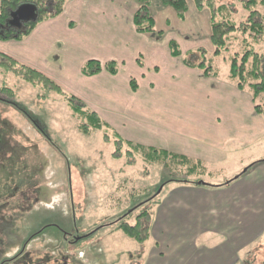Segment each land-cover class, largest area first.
<instances>
[{
    "label": "rangeland",
    "instance_id": "1",
    "mask_svg": "<svg viewBox=\"0 0 264 264\" xmlns=\"http://www.w3.org/2000/svg\"><path fill=\"white\" fill-rule=\"evenodd\" d=\"M97 1H101L99 5L117 8L113 21L106 13L95 32L89 26L86 30L92 33V38L100 34L102 39L105 34H111L119 39L120 45L124 42L125 62L116 61L124 72L135 76L140 63L148 79L147 52L137 55V64L129 59L138 42L157 39L166 46L171 40L177 45L179 55L175 64L201 62L204 67L217 71L218 80H209L214 86L216 81L233 85L228 78L229 57L238 54L240 58L246 49L262 54L264 74V36H257V40L243 39V35L235 33L220 55L215 54L211 40L212 13L217 22L224 20L238 25L247 20L250 10H255L254 20L258 21L260 16L264 18V0H252L248 7V0H213L214 9L208 7L205 0L202 7H197L194 0H186L188 9L183 19L171 6L150 0L146 6L154 24L153 31L148 32L134 30V14L140 7L138 0H80L78 5L87 8ZM221 4L228 7L229 15L224 16L219 11ZM58 16L38 22L52 21ZM1 33L8 32L0 27L1 54L20 64L21 60L30 59L34 44L31 34L16 36L17 31L11 30V35L4 37ZM80 47L82 52L96 54H103L105 49L103 46ZM60 51L62 58L69 50L62 45ZM53 59L59 62L60 55L55 54ZM197 69L188 70L181 64V68L174 70L177 83L184 89L175 85L179 88L171 94L172 101H196V94L207 83L201 84ZM41 73L53 80L64 94L42 82L27 81L0 57V88L12 90L11 94L0 91V260L12 255L21 242L27 240L23 253L5 264H138L150 242L146 238L138 241L128 237L119 224L135 225L137 216L146 211L140 221L141 227L148 226L156 203L171 191L177 182L174 180L184 177L181 169L173 160L167 167L159 161L149 164L140 151L126 144L127 140L131 141L126 137L131 138L133 134L144 138L152 134L132 129L120 118L112 121L108 109H102V117L85 105L82 109L94 111L103 124L101 129L87 126V132H83L80 126L88 124L87 119L74 113L68 99L73 93L65 82L72 79L66 75ZM248 90L245 94L253 103ZM156 100L163 102L165 98ZM256 102L263 108L264 118V94ZM120 138L122 143L117 142ZM153 142L156 145L147 147L163 149L161 142ZM239 163V158L227 160L221 166L202 172L201 179L213 184L223 181L244 168ZM125 213L128 215L123 217ZM34 233L33 238L29 237Z\"/></svg>",
    "mask_w": 264,
    "mask_h": 264
},
{
    "label": "crops",
    "instance_id": "2",
    "mask_svg": "<svg viewBox=\"0 0 264 264\" xmlns=\"http://www.w3.org/2000/svg\"><path fill=\"white\" fill-rule=\"evenodd\" d=\"M79 1L67 0L57 19L35 23L28 33L34 43L32 55L21 64L47 75L69 76L68 89L97 114L104 117L103 110L108 109L112 121L120 118L132 129L152 134L126 137L133 143L147 146L159 141L164 150L200 161L206 169L235 158L244 167L214 184L174 180L171 191L154 207L147 226L149 247L138 264H264V118L248 101L246 90L224 81L214 86L209 80H218L219 75L207 76L184 61L175 64L172 40L167 46L157 39L138 42L129 60L137 64V55L147 52L148 79L140 63L135 76L122 71L116 61L125 62L124 42L120 45L111 34L92 38L86 30L89 26L95 32L106 13L113 21L117 8L99 5L101 1L81 8ZM62 45L69 51L61 58ZM80 46L105 49L103 54L86 53ZM55 54L60 55L59 62L53 59ZM91 59L101 64L114 61L117 72L102 69L86 76L82 67ZM181 64L197 69L201 84L207 82L196 101L171 100L176 88L184 89L174 74Z\"/></svg>",
    "mask_w": 264,
    "mask_h": 264
},
{
    "label": "trees",
    "instance_id": "3",
    "mask_svg": "<svg viewBox=\"0 0 264 264\" xmlns=\"http://www.w3.org/2000/svg\"><path fill=\"white\" fill-rule=\"evenodd\" d=\"M66 1L67 0H0V25L3 24L8 18L10 10L14 9L17 5L21 3L29 2L34 3L37 6L38 22L39 20L61 14ZM148 1L150 0H138L140 7L134 14V24L135 29L139 32L153 31V17L150 16L147 12L148 10L146 4ZM205 1V4L208 7L214 9L213 0ZM160 2L166 6H171L176 11V15L179 18L183 19L185 17V13L188 9L186 0H160ZM194 2L197 7H202L203 5H205L202 0H194ZM251 2L252 0H248L246 3V7H248ZM218 9L224 16L230 14L229 9L225 4L219 5ZM256 14L257 12L255 10H250L247 20L245 22H241L238 25H235L225 22L224 20H221L219 22L215 21V18L212 13L211 40L215 47V54L220 55L222 50L227 48L228 42L231 41L232 36L235 35V33L243 35V39L252 37L253 39L257 40V36H264V18L262 16L261 19L260 16V19L258 21H255L254 19ZM37 22H30L29 24H27L25 30L21 33L28 34ZM21 33H19L18 36H20ZM1 34L4 37L11 35L10 33ZM170 48L171 54L173 56L179 55V51L175 43L171 42ZM0 57L7 60L8 66L12 68L13 71L23 74L27 81L34 84L36 82H42L62 93L59 86L54 83L53 80L44 76L41 72L37 71L36 69L20 64L15 59L5 54L0 53ZM261 59L262 54L252 49H246L242 53L240 58H238V54L232 55L231 58L229 57L230 64L228 78L235 83L237 88L241 90L249 89L248 91L252 93L251 97L254 104V110L257 113H261L263 110V108L260 107V105L256 102V99L260 95L264 94V74L261 71ZM184 64L187 66H196L200 68L203 73L207 76L218 75L217 71L211 70L210 67H204L201 62L193 64L188 61H184ZM102 69H106L110 74H115L117 72V67L114 61H109L105 64H101L98 60L91 59L83 65L82 73L86 76H91L99 73ZM131 88H135L133 81H131ZM0 91H5L9 94L12 93V90L7 87L0 88ZM68 99L70 100V104L74 113H77L80 117L87 119L88 124H83L80 126L83 132H87V126H91L92 129L100 128L102 126L103 123H101L99 117L94 111H89V109H82L85 104L80 99H78L74 95H69ZM12 104L17 106L14 102H12ZM117 142L122 143L123 140L120 138L117 139ZM126 144L132 149L140 151L144 155L145 159L149 161V164H153L154 162L159 161L167 167L169 165L168 162H171L173 160L174 165L179 167L181 169V173L184 175L183 178L176 179L178 181H194L196 183H205L201 179V174L202 172L204 173L207 169L203 164H201L200 161L193 160L192 158H188L184 155L174 154L164 149L147 147L139 143H133L131 141H126ZM127 215L128 213H125L123 217ZM144 216H146V211L137 216V223L135 225H129L125 222H120L119 225L128 237L136 239L138 241H143L147 237V226L145 228L141 227L140 218ZM36 233L31 234V236L29 237L33 238ZM26 243L27 240L22 241L21 246H19V249L9 257L2 258L0 260V264H5L6 262H13V260H15L18 255L23 253Z\"/></svg>",
    "mask_w": 264,
    "mask_h": 264
},
{
    "label": "water",
    "instance_id": "4",
    "mask_svg": "<svg viewBox=\"0 0 264 264\" xmlns=\"http://www.w3.org/2000/svg\"><path fill=\"white\" fill-rule=\"evenodd\" d=\"M38 16V8L34 3H21L17 5L14 9L10 10L7 19V24L17 27L16 36L25 30L23 26L29 24L30 22H35ZM21 29V30H20Z\"/></svg>",
    "mask_w": 264,
    "mask_h": 264
},
{
    "label": "flooded vegetation",
    "instance_id": "5",
    "mask_svg": "<svg viewBox=\"0 0 264 264\" xmlns=\"http://www.w3.org/2000/svg\"><path fill=\"white\" fill-rule=\"evenodd\" d=\"M9 16V15H8ZM8 19V18H7ZM7 19L5 20V22L3 24L0 25V27H2V29H4L6 32L10 33V31H17V27L7 24ZM25 26H23L22 28H24ZM21 30V29H20Z\"/></svg>",
    "mask_w": 264,
    "mask_h": 264
}]
</instances>
